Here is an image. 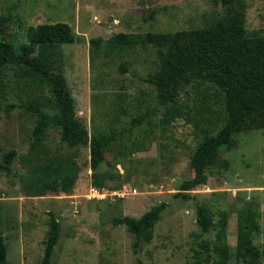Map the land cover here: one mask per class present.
<instances>
[{"label": "rangeland", "instance_id": "1", "mask_svg": "<svg viewBox=\"0 0 264 264\" xmlns=\"http://www.w3.org/2000/svg\"><path fill=\"white\" fill-rule=\"evenodd\" d=\"M224 13L212 0H0V40L26 43L32 26L71 25L79 41L53 50L49 61L66 78L76 118L91 134L126 130L123 139L106 150L102 166L120 177L110 183H122L119 190L125 197L91 199L90 148H73L50 129L42 147L32 149L33 115L5 108L32 97L47 102L51 92L47 87L38 91L37 83L18 67L5 69L0 79L4 106L0 160L19 150L12 173L0 171V234L8 248L7 264H42L50 212L61 224L52 264H214L219 260L216 247L224 245L229 248V262L235 263L238 225L249 209L259 212L260 229L253 238L256 246L264 247V129L238 134L236 146L208 170L207 185L193 190L191 199L175 197L180 185L194 175L190 157L196 147L217 133L233 108L235 94L249 93L252 82L233 78L227 91L210 82H196L181 96L182 117L166 124L163 109H158L157 90L146 81L159 67L157 50L150 45L123 51L111 46L119 33L206 28ZM245 18L249 35H264V0H246ZM189 51L188 45L176 44L171 57L188 59ZM142 115L149 118L129 136L132 119ZM46 157L71 158L80 166L72 195L35 193L37 168ZM162 202L168 207L153 239L135 249V236L116 226L114 218H140ZM200 205L209 208L216 223L207 233L197 223Z\"/></svg>", "mask_w": 264, "mask_h": 264}, {"label": "trees", "instance_id": "2", "mask_svg": "<svg viewBox=\"0 0 264 264\" xmlns=\"http://www.w3.org/2000/svg\"><path fill=\"white\" fill-rule=\"evenodd\" d=\"M221 5L225 13L206 28L180 30L175 33L132 34L119 33L111 46L116 50H128L138 46H153L157 50L160 64L157 71L146 81L157 90L158 109L164 111V122L170 124L182 117L181 96L187 88L196 82H210L222 91H227L233 78H244L252 82L249 93H236L233 108L217 133L201 142L190 157V166L194 175L180 185L176 198L191 199L192 191L207 185L208 170L213 167L221 154L236 146V136L240 133L264 129V35H249L245 23L246 0H212ZM0 27H3L0 23ZM71 25L65 22L41 24L30 27L27 42L16 44L7 39L0 40V79L5 76L9 66L18 67L23 75L31 77L37 83L38 91L48 88L51 100L47 102L32 97L26 101L9 104L6 111L15 108L29 111L35 119V127L30 138L32 149L42 147L50 129L61 135V140L73 148H90V166L94 188L121 189L123 184L111 185L120 177L103 171L106 150L112 144L123 139L125 131L112 130L105 134L99 131L90 133L74 114L75 99L61 70L54 69L49 61L53 50L64 45H73L79 41ZM176 44L189 47L188 59H173L171 52ZM126 64L122 72L127 71ZM37 91L35 95H37ZM37 98V99H36ZM52 104L50 109L48 105ZM4 106L0 103V113ZM148 115L132 119L127 130L130 136ZM19 150H11L0 160V171L12 173V164ZM47 158V157H46ZM80 166L71 158H47L37 168L38 179L35 182L38 196L47 193L72 195L80 176ZM168 203L162 202L147 211L140 218L121 216L114 218L116 226H124L135 236V249L142 241L151 242L156 224ZM48 238L42 264H52L55 248L61 238V224L53 212H50ZM197 223L203 233L209 232L216 223L206 205L197 208ZM227 218L222 222L225 229ZM259 212L249 209L242 215L238 225L237 261L229 262L228 246H217L219 260L214 264H262L264 247L254 243V233L259 232ZM224 231L221 233L223 237ZM220 237V241H222ZM8 248L4 235L0 234V264H7ZM203 264V263H197Z\"/></svg>", "mask_w": 264, "mask_h": 264}, {"label": "built area", "instance_id": "3", "mask_svg": "<svg viewBox=\"0 0 264 264\" xmlns=\"http://www.w3.org/2000/svg\"><path fill=\"white\" fill-rule=\"evenodd\" d=\"M111 190L105 189V188H93L92 192L90 194L91 199H96V200H106L108 197L111 196H116L123 198L125 195L120 192L119 189H114L113 192H110Z\"/></svg>", "mask_w": 264, "mask_h": 264}]
</instances>
